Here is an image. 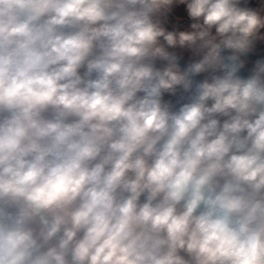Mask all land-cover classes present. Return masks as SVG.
I'll list each match as a JSON object with an SVG mask.
<instances>
[{"label": "clouds", "instance_id": "9594fccd", "mask_svg": "<svg viewBox=\"0 0 264 264\" xmlns=\"http://www.w3.org/2000/svg\"><path fill=\"white\" fill-rule=\"evenodd\" d=\"M0 264H264V0H0Z\"/></svg>", "mask_w": 264, "mask_h": 264}]
</instances>
